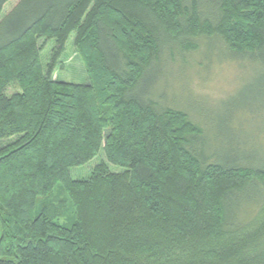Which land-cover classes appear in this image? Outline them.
<instances>
[{"label": "trees", "instance_id": "16d2710c", "mask_svg": "<svg viewBox=\"0 0 264 264\" xmlns=\"http://www.w3.org/2000/svg\"><path fill=\"white\" fill-rule=\"evenodd\" d=\"M72 34L89 83L54 78ZM198 36L262 55L264 0H20L0 20V264H219L206 239L264 264V222L240 236L264 214V163L205 155L201 123L139 93ZM101 149L125 170L73 179Z\"/></svg>", "mask_w": 264, "mask_h": 264}, {"label": "rangeland", "instance_id": "374dc122", "mask_svg": "<svg viewBox=\"0 0 264 264\" xmlns=\"http://www.w3.org/2000/svg\"><path fill=\"white\" fill-rule=\"evenodd\" d=\"M19 1L9 0L3 7L0 20ZM193 42L196 48L175 51L168 57L170 66L162 64L152 71L143 85L145 90L141 89L139 93L156 96L164 104L186 111L195 121L201 123L206 129L200 145L205 155L256 158L259 164L264 163V53L257 54L256 58L234 57L227 52V45L220 37L198 36ZM40 44L43 46L41 60L45 67L49 62L54 40L42 38ZM54 78L77 84L90 82L82 56L75 44V34L67 41ZM16 90L12 85L8 93L12 94ZM102 162H107L111 172L125 170L122 166L108 162L104 149H101L98 155L86 164L72 167L70 175L73 179L88 178L93 169ZM58 191L59 189L56 193ZM57 195L59 198L56 205L59 206L66 195ZM69 207V202L66 203V208L59 207L61 223H66V217L71 218L73 215ZM263 222L264 214L240 236H250L254 231L258 234ZM237 241L234 239L233 245H236ZM247 242L249 241L242 243L244 246L237 245L245 250ZM201 245L203 251L210 254L211 260L219 257V264H232L227 246L217 245L210 239L202 240ZM201 259L202 257H197L195 264H199Z\"/></svg>", "mask_w": 264, "mask_h": 264}]
</instances>
